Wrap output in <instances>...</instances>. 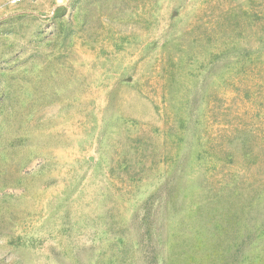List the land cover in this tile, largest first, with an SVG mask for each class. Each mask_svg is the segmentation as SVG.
<instances>
[{
	"label": "rangeland",
	"instance_id": "obj_1",
	"mask_svg": "<svg viewBox=\"0 0 264 264\" xmlns=\"http://www.w3.org/2000/svg\"><path fill=\"white\" fill-rule=\"evenodd\" d=\"M0 264H264V0H0Z\"/></svg>",
	"mask_w": 264,
	"mask_h": 264
},
{
	"label": "built area",
	"instance_id": "obj_2",
	"mask_svg": "<svg viewBox=\"0 0 264 264\" xmlns=\"http://www.w3.org/2000/svg\"><path fill=\"white\" fill-rule=\"evenodd\" d=\"M35 0H4V3L8 6H17L24 2H33Z\"/></svg>",
	"mask_w": 264,
	"mask_h": 264
}]
</instances>
